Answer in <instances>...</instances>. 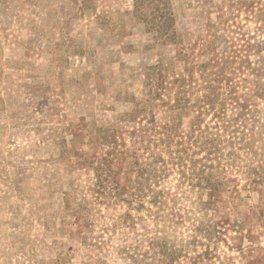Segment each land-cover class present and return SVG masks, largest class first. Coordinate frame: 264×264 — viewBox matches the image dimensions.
<instances>
[{
	"label": "rangeland",
	"instance_id": "1",
	"mask_svg": "<svg viewBox=\"0 0 264 264\" xmlns=\"http://www.w3.org/2000/svg\"><path fill=\"white\" fill-rule=\"evenodd\" d=\"M253 1L0 0V264H132L122 256L151 226L117 184L163 158L150 116L166 122L177 95L187 102L180 129L196 116L209 80L201 64L213 56L202 57V42L264 39L239 7ZM216 43L211 53L223 48ZM149 67L169 84L156 96ZM213 122L209 111L196 125ZM239 155L219 168L207 212L219 233L207 238L204 222L174 264H264V166L255 185Z\"/></svg>",
	"mask_w": 264,
	"mask_h": 264
},
{
	"label": "trees",
	"instance_id": "2",
	"mask_svg": "<svg viewBox=\"0 0 264 264\" xmlns=\"http://www.w3.org/2000/svg\"><path fill=\"white\" fill-rule=\"evenodd\" d=\"M241 6L245 8L247 18L259 24L257 31L264 35V0L244 2ZM212 38L202 42L199 49L202 57L207 51L213 56L204 59L208 63L205 67V63L201 64L209 80L202 87L204 95L195 106L196 116H192L190 126L185 131L180 129V116L187 113V102L186 98L177 95L168 108L166 122L157 123L153 116L148 121L147 132L156 137V147L159 146L163 158L154 156L146 167H139L137 179L131 185H126L123 180L117 184L116 196L132 205L137 214L144 212L151 226L144 224L146 229L141 228L136 234L131 256H122L132 264L176 263V259L185 256L187 249L193 247L195 234L206 221L208 225L203 233L207 238H211L213 232L219 233L217 217L207 218V212L215 211L218 199L214 194L224 181L219 178L223 162L235 165L242 159L239 152H244V168L249 172V178L256 179L251 183L260 184L264 166V107L258 102H264V39L247 37V40H239L228 35ZM216 42L223 44V48H215L211 53ZM146 72H150L147 80L154 86L151 95L156 96V92L168 88L162 69L149 67ZM150 76H155L154 82L149 80ZM209 111L214 124L200 128L196 125L198 118ZM137 133L142 142L143 135H148L142 130ZM196 151L204 156L197 159ZM123 170L120 168L121 172ZM174 172L178 176L176 184L162 186ZM203 193H206L205 201L201 200ZM179 201H188L189 205L185 207ZM170 235L174 237L171 244L166 240ZM255 262L258 263L257 259L251 264Z\"/></svg>",
	"mask_w": 264,
	"mask_h": 264
}]
</instances>
